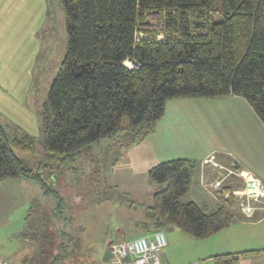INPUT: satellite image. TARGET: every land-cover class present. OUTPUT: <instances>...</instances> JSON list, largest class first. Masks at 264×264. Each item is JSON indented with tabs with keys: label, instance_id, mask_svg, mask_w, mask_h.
Returning a JSON list of instances; mask_svg holds the SVG:
<instances>
[{
	"label": "trees",
	"instance_id": "obj_1",
	"mask_svg": "<svg viewBox=\"0 0 264 264\" xmlns=\"http://www.w3.org/2000/svg\"><path fill=\"white\" fill-rule=\"evenodd\" d=\"M60 2L67 46L38 110L39 169L24 165L15 153L35 152V138L10 139L0 122V180L36 182L44 195L56 199L50 214L61 216L65 198L43 170L75 175L88 156L91 187L100 189L118 154L156 131L168 100L240 97L264 125V0ZM150 14L159 17V27H149ZM199 168L200 161L187 156L148 168L156 189L144 232L178 228L202 240L245 217L232 195L219 196L212 209L180 200ZM43 221V207L32 198L22 235L38 240ZM258 251L217 253L210 260L238 264ZM22 264H28L27 257Z\"/></svg>",
	"mask_w": 264,
	"mask_h": 264
},
{
	"label": "rangeland",
	"instance_id": "obj_2",
	"mask_svg": "<svg viewBox=\"0 0 264 264\" xmlns=\"http://www.w3.org/2000/svg\"><path fill=\"white\" fill-rule=\"evenodd\" d=\"M159 25V17L150 14L149 27ZM66 46L60 0H0V122L10 139L24 135L35 138V152L15 151L27 167L40 166L43 150L38 110L47 98ZM159 121V128L163 125L174 145L180 147L175 152L212 148L217 161L224 166L235 165L251 173L259 171L258 164L264 165V125L240 97L171 99ZM148 141L118 154V162L107 169L103 186L98 190H93L90 184L88 156L83 157L75 175L67 170L60 174L43 170L47 181L65 198L60 217L50 214L56 199L44 195L33 180L1 179L0 260L22 264L27 257L28 264H101L110 242L146 233L142 225L156 189L147 170L166 157V152L161 154L150 148ZM202 175L209 181L217 171L204 166ZM238 180L242 183V178ZM32 198L40 201L44 216L41 236L34 241L22 235ZM180 200L193 201L208 209L218 204L201 186L200 170ZM253 204L255 210L264 208V200ZM240 219L239 216L237 222ZM247 226L252 227L248 234L256 238L245 241L249 246L245 248L264 253V220ZM235 228L241 227L232 229ZM162 230L167 240L163 252L169 264H211L208 256L212 244L208 243L216 238L197 240L178 228ZM251 263L264 264V256H252L244 262Z\"/></svg>",
	"mask_w": 264,
	"mask_h": 264
},
{
	"label": "built area",
	"instance_id": "obj_3",
	"mask_svg": "<svg viewBox=\"0 0 264 264\" xmlns=\"http://www.w3.org/2000/svg\"><path fill=\"white\" fill-rule=\"evenodd\" d=\"M204 166L217 171L214 179L207 181ZM235 165L224 166L217 161L214 151L207 154L200 161V184L215 199L219 196H233L240 206L242 214L249 218L253 215L254 202L264 200V181L245 169H237ZM238 178H242V183ZM240 183V186H238ZM167 244L163 230L141 234L132 239H122L109 243L107 250L109 257L103 264H169L163 249ZM0 264H10L1 259Z\"/></svg>",
	"mask_w": 264,
	"mask_h": 264
},
{
	"label": "crops",
	"instance_id": "obj_4",
	"mask_svg": "<svg viewBox=\"0 0 264 264\" xmlns=\"http://www.w3.org/2000/svg\"><path fill=\"white\" fill-rule=\"evenodd\" d=\"M159 122L157 124L156 131L152 135L147 137L146 139L149 140L148 142H150V148H152L155 152H158L161 154L166 152V157L162 160L172 159L174 157L187 156V157H192L200 161L207 153H209L210 151H215L212 148L211 149L203 148V149H190V150L188 149V150H182L181 152L180 151L175 152L180 147H176L174 145L173 140L170 139L171 138L170 133L168 134L167 130L164 129L163 125H162V129L159 128L161 121ZM146 139H144L140 143L142 144ZM151 142H152V146H151ZM163 147H166V150H162ZM172 155H177V156H172ZM258 168H259L258 169L259 171L255 170V172H252V173H254L255 176H257L258 178H261L264 181V178H263L264 177V165L258 164ZM263 210L264 208L261 207L260 209H257L254 211L252 217H249L247 219L243 216L244 218H241L238 222H235L234 224H232L231 225L232 227L230 226L228 229H225V231L223 230L221 231V233H217L214 236L209 237L208 239L216 238V240L213 243H211L212 241H209L208 243L209 246L210 244H212L211 245L212 251L209 252L208 259H210L211 255L217 254V253L239 252L242 250L251 249V248H245V247H249L247 246L248 244H245V241L253 240L256 237L254 235H251V233L248 234L247 231H249L250 228L252 227H249L247 225L257 224L263 221L264 220ZM253 217H255L253 220H249V219H252ZM235 226L236 227L240 226L241 228L232 229ZM216 236H222V237H216ZM252 256L253 258L262 257L264 256V253L261 251H258V252L249 254L247 256L241 257L238 264H244V262H246Z\"/></svg>",
	"mask_w": 264,
	"mask_h": 264
},
{
	"label": "water",
	"instance_id": "obj_5",
	"mask_svg": "<svg viewBox=\"0 0 264 264\" xmlns=\"http://www.w3.org/2000/svg\"><path fill=\"white\" fill-rule=\"evenodd\" d=\"M109 257V251L106 249L102 255V260H106Z\"/></svg>",
	"mask_w": 264,
	"mask_h": 264
},
{
	"label": "bare ground",
	"instance_id": "obj_6",
	"mask_svg": "<svg viewBox=\"0 0 264 264\" xmlns=\"http://www.w3.org/2000/svg\"><path fill=\"white\" fill-rule=\"evenodd\" d=\"M148 233V232H147ZM145 234V233H144Z\"/></svg>",
	"mask_w": 264,
	"mask_h": 264
}]
</instances>
